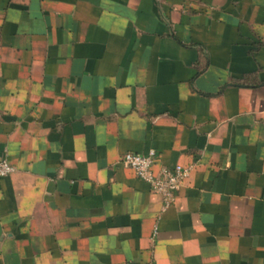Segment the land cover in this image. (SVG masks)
<instances>
[{
    "label": "crops",
    "instance_id": "crops-1",
    "mask_svg": "<svg viewBox=\"0 0 264 264\" xmlns=\"http://www.w3.org/2000/svg\"><path fill=\"white\" fill-rule=\"evenodd\" d=\"M0 159V264H264V0H0Z\"/></svg>",
    "mask_w": 264,
    "mask_h": 264
},
{
    "label": "built area",
    "instance_id": "built-area-1",
    "mask_svg": "<svg viewBox=\"0 0 264 264\" xmlns=\"http://www.w3.org/2000/svg\"><path fill=\"white\" fill-rule=\"evenodd\" d=\"M159 154L156 149L147 153L126 152L121 161L131 167L137 177L148 182L153 191L160 194L163 199V208L171 206L177 197L178 191L190 175L193 164L174 166L162 165L155 169ZM16 171V167L8 159H0V177H6Z\"/></svg>",
    "mask_w": 264,
    "mask_h": 264
}]
</instances>
